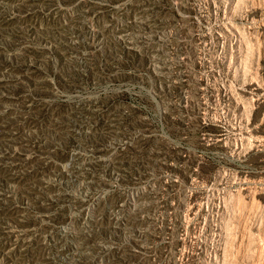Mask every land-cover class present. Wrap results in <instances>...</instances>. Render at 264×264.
<instances>
[{
    "label": "rangeland",
    "instance_id": "rangeland-1",
    "mask_svg": "<svg viewBox=\"0 0 264 264\" xmlns=\"http://www.w3.org/2000/svg\"><path fill=\"white\" fill-rule=\"evenodd\" d=\"M32 1L0 0V264H264V0ZM185 17L237 37L194 47ZM162 30L175 74L187 46L208 69L199 103L157 67Z\"/></svg>",
    "mask_w": 264,
    "mask_h": 264
},
{
    "label": "bare ground",
    "instance_id": "bare-ground-1",
    "mask_svg": "<svg viewBox=\"0 0 264 264\" xmlns=\"http://www.w3.org/2000/svg\"><path fill=\"white\" fill-rule=\"evenodd\" d=\"M218 10H220L219 6H217V7L214 6L213 7L214 16L218 13ZM214 16H213V18H214ZM180 25H182L180 27L182 29L180 32L184 33L185 35H187V36H189L191 38V41H192L191 45H193L194 47L197 45V43H199V44L207 43L209 36H210L209 38H212V37L215 38V42H217L219 40L226 41V40L231 39L232 37L237 35L236 33H234L229 28V24H227V23L226 24L213 23V24H210L209 26H207L206 29H204V28H202L201 24H194L191 21H189L188 17H185V18H183L181 20V22L179 24H176L174 26L176 28V27H178ZM170 33H171L170 30H162V31H160L161 35H158V37H159V40L157 39L158 47H157V50H155V52H154L155 61L157 63L156 65H157V67L160 68V70L168 73L169 75H171V76L175 75L176 78L182 79V77H180L179 74H175V73L180 72L179 64L182 65V60L178 59L173 54L174 52L170 53L169 50H167V48H168L167 46L168 45H167V41H166V36L169 35ZM193 38H194V40H193ZM187 47H188L189 55H187V58H188L187 59V64H183L184 65V68H183L184 70L182 69V71H181V72L185 73L182 80H185L187 82V84H188V92H187L188 97L187 98H190L194 103H199L201 100L198 97L197 91L198 90L199 91L203 90V91L206 92V91H209L210 88L212 89L211 84H210L211 78L208 77V73H206L208 71V69L205 68V67H203L202 69L199 68V70L197 72L196 67H195L196 64H195V61H194L195 58L193 56L194 51L193 52L190 51V49H192V48H190L189 46H187ZM196 72L198 73V75L196 74ZM221 80H223V79H221ZM220 83H222V81ZM217 89L219 90L218 87H217ZM232 106L230 105V107H232ZM230 126H231L232 129H237V126L233 123V121H232V123H230ZM221 177L222 176L220 174L216 175L214 180L213 181L211 180L209 185L212 186V188L215 187L218 184V182L221 179ZM144 190L145 189L136 190V191L134 190V192L129 197V200L127 202V208H128L130 213L134 212L135 209L141 210V209H143V207H145V206H147V205H149L151 203V200L149 201L148 199H143L141 197L142 195H139ZM186 207H187V204L185 203V200H179L173 205L174 211L176 213L177 212L178 213L181 212ZM176 233L177 232H175V231H173L171 234L169 233V236H168V239H167L169 252H171V253L175 252V241H176V238H177V234ZM215 233L216 232H214V230H212L211 228H208L205 231V233H203V234H205L206 238H212ZM163 236H165V235H163Z\"/></svg>",
    "mask_w": 264,
    "mask_h": 264
},
{
    "label": "trees",
    "instance_id": "trees-1",
    "mask_svg": "<svg viewBox=\"0 0 264 264\" xmlns=\"http://www.w3.org/2000/svg\"><path fill=\"white\" fill-rule=\"evenodd\" d=\"M44 1V0H43ZM43 1H32V3L33 4H35V6L38 4V3H43ZM47 1H49L50 3L51 2H57V0H47ZM8 2V1H7ZM31 2V0H27V1H24V0H9V4H10V6H14L15 7V9L16 10H18V12H20V11H22V9L23 10H25V9H27V6L28 7H30L29 5L31 4L30 3ZM22 8V9H21ZM26 12V15L28 14H33V15H36V17L38 18L39 16L41 17V18H45V17H56L57 15H58V13H55L53 16H52V13H45V11H43V9H37L36 11H29V10H26L25 11ZM2 13V12H1ZM8 13V9L6 8L4 11H3V14L2 15H4V16H6V14ZM17 17H18V15L17 16H13V17H11V18H9L7 21L8 22H11V23H13L14 22V20L15 19H17ZM15 27H16V30H17V35H19V36H23V38H31V39H35V41L37 40V38H39V36H40V34L38 35V36H35L34 35V33L32 32V31H29L28 29H26V28H23L22 26H20L19 24H16L15 25ZM39 30V29H38ZM43 29H41V30H39V32H41ZM25 58V61L27 60V55L24 57ZM12 59H13V57H12ZM10 59L9 61L8 60H6L7 61V63L8 64H14V62H15V60L13 59ZM122 95H127L125 92H123L122 93ZM122 99H127L126 98V96H123L122 97ZM130 100H133V101H137V95L135 96V97H133L132 95L130 96ZM24 105H26V103H23L22 104V106H24ZM134 108V110H136V109H138L139 107L138 106H134L133 107ZM28 119V118H27ZM100 142L101 141H103V140H99ZM2 168H1V166H0V170H1ZM32 169H26L25 168V170H24V172L25 173H28V172H30ZM33 188H36L37 189V187L35 186V187H33ZM32 194L34 193H36L34 190H32V189H28ZM34 196H36L37 198H36V201H40L41 199H43L44 197H43V195H41L40 193H37L36 195H34ZM1 202H6V204L5 205H3V207L4 208H6L7 209V211L8 212H10V213H13V215L15 214V212L16 211H19V209H18V207H16V206H13V199H12V197L11 196H9V197H6L4 200H2V201H0V203ZM7 204H8V206H9V208L10 209H8L6 206H7ZM5 211V210H4ZM12 215V218L13 217H15V216H13ZM2 216H0V218H1ZM2 227V223H0V228ZM7 235V233L6 232H3V231H0V240H3L2 238L4 237V236H6ZM17 249V247H14V249L13 250H16Z\"/></svg>",
    "mask_w": 264,
    "mask_h": 264
}]
</instances>
